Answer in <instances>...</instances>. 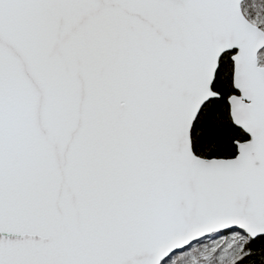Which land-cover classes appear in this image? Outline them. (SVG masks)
Listing matches in <instances>:
<instances>
[{"label":"snow or ice","instance_id":"obj_1","mask_svg":"<svg viewBox=\"0 0 264 264\" xmlns=\"http://www.w3.org/2000/svg\"><path fill=\"white\" fill-rule=\"evenodd\" d=\"M0 264H264V0H0Z\"/></svg>","mask_w":264,"mask_h":264}]
</instances>
